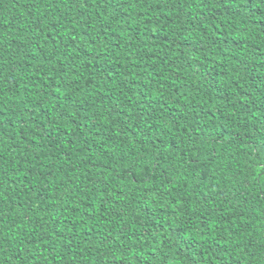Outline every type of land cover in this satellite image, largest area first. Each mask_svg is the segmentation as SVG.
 I'll list each match as a JSON object with an SVG mask.
<instances>
[{
	"label": "trees",
	"instance_id": "trees-1",
	"mask_svg": "<svg viewBox=\"0 0 264 264\" xmlns=\"http://www.w3.org/2000/svg\"><path fill=\"white\" fill-rule=\"evenodd\" d=\"M0 264H264V0H0Z\"/></svg>",
	"mask_w": 264,
	"mask_h": 264
}]
</instances>
